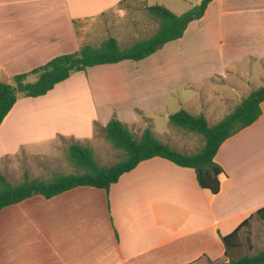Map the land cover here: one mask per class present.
Masks as SVG:
<instances>
[{
	"label": "crops",
	"instance_id": "0c3cea01",
	"mask_svg": "<svg viewBox=\"0 0 264 264\" xmlns=\"http://www.w3.org/2000/svg\"><path fill=\"white\" fill-rule=\"evenodd\" d=\"M121 1L0 0V82L88 45L77 23L122 12ZM257 82L264 86V0H212L181 39L149 58L93 67L45 96L19 98L0 126V159L45 153L40 146L59 138L93 140L112 119L154 129L156 116L184 109L214 125ZM183 88L192 94L187 100ZM261 108L215 157L223 169L219 194L202 189L194 169L156 157L109 190L33 196L0 211V264L228 261L222 237L264 207V102Z\"/></svg>",
	"mask_w": 264,
	"mask_h": 264
},
{
	"label": "trees",
	"instance_id": "16d2710c",
	"mask_svg": "<svg viewBox=\"0 0 264 264\" xmlns=\"http://www.w3.org/2000/svg\"><path fill=\"white\" fill-rule=\"evenodd\" d=\"M211 1H203L181 15L162 5L145 6L148 15L158 23L153 36L139 40L129 48H122L116 38L110 37L98 47L86 45L75 53L58 56L29 73L16 75L9 83L0 82V126L19 98L45 96L74 73L85 72L93 67L149 58L166 44L181 39L190 24L204 16ZM31 76L36 78L34 82H29ZM263 102L264 86L253 90L230 114L214 125L203 114L194 115L184 109L170 115L171 126L204 137V147L195 154L181 153L163 143L150 128L138 139L127 124L112 119L102 131L115 148L124 151L125 158L122 161L112 166H101L90 147L72 145L69 160L79 173L59 174L50 180L31 179L26 175L19 184H13L4 175H0V211L33 196L41 195L51 199L80 186L109 190L123 174L134 170L141 162L156 157L169 160L180 167L194 169L199 186L215 195L219 194L223 169L215 162V157L226 140L261 117ZM255 217L264 222V207L258 209L231 234L222 237L228 261H210L209 264H264V247L255 255L233 257L241 246V230Z\"/></svg>",
	"mask_w": 264,
	"mask_h": 264
},
{
	"label": "rangeland",
	"instance_id": "374dc122",
	"mask_svg": "<svg viewBox=\"0 0 264 264\" xmlns=\"http://www.w3.org/2000/svg\"><path fill=\"white\" fill-rule=\"evenodd\" d=\"M146 1L149 6L162 5L175 14L181 15L207 0ZM146 4L142 0H125L119 6L123 9L122 12L111 10L97 19L77 23L78 33L83 37L86 44L94 47L100 46L103 41L110 37H115L122 48H129L135 42L153 36L158 29V23L145 10ZM161 57V54H157L149 60V64H154L155 60ZM190 76L189 71L185 70L183 79L187 80ZM35 80L34 76L29 78V82H34ZM255 84H250L248 92L251 89H256L255 86L259 87L261 83L257 82ZM182 94L185 100L192 95L185 88H183ZM175 102L176 99L174 98L172 103ZM155 118L154 129L150 122L147 121L145 126L136 125L130 130L139 139L143 132L150 128L153 132H156L154 133L163 143H167L172 148L185 154H195L204 147L205 139L202 135L175 128L170 125L169 119L162 115ZM75 144L90 147L101 166H112L125 158L124 151L115 148L106 139L102 129L98 128L94 139L87 142H76L73 139L59 138L51 146H40L41 149H49L45 153L34 155L23 151L16 156L3 157L0 159V175H4L13 184H19L26 175L31 179L50 180L59 174L79 173V170L69 160V149ZM240 242L241 246L236 250V253L234 252V258L259 253L264 247V222L255 217L248 226L241 230Z\"/></svg>",
	"mask_w": 264,
	"mask_h": 264
},
{
	"label": "water",
	"instance_id": "95a60500",
	"mask_svg": "<svg viewBox=\"0 0 264 264\" xmlns=\"http://www.w3.org/2000/svg\"><path fill=\"white\" fill-rule=\"evenodd\" d=\"M207 1H209V0H207Z\"/></svg>",
	"mask_w": 264,
	"mask_h": 264
}]
</instances>
